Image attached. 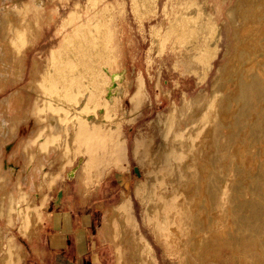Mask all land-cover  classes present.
Listing matches in <instances>:
<instances>
[{
  "label": "rangeland",
  "instance_id": "1",
  "mask_svg": "<svg viewBox=\"0 0 264 264\" xmlns=\"http://www.w3.org/2000/svg\"><path fill=\"white\" fill-rule=\"evenodd\" d=\"M136 1L0 0V27L1 14L13 15L18 19L26 10L28 14L25 18L37 23L40 31L34 45L30 47L24 44L22 52L19 42H5L0 38V110L5 113L10 135L18 128H24L18 136L5 137L0 117V235L9 232L11 238L6 241V259L4 263L0 261V264H20V259L28 253L21 244L31 241L32 233L38 231L37 228L46 218L47 211L55 206L54 200L59 191L73 196L77 203L80 201L92 207L93 217L89 233L91 245L99 250V264H264V205L256 212L251 205L257 192L258 198L264 203V176L256 177L259 173L264 174V150L260 148L257 152V148L251 146L249 157H252L251 166L255 168L248 173L244 168L248 166L246 161H242L243 168L236 166V146L245 139L244 132H237V125L225 126L217 131L214 138L207 137L212 140L209 153L218 156L210 172L214 182L212 191L217 194L215 203L217 201L218 205L213 212L215 219L218 217L216 227L209 224L207 213H211L203 209L208 204L200 203L195 184V180H198L196 166L202 163L199 157V153L203 152L200 143L202 125L201 121L193 122V114L189 108L194 101L200 104L203 99H206V104L196 112L206 106L214 110L221 104L217 98L212 99V85L221 75L220 68L229 59L225 50L228 43L235 42L233 34L227 37L226 29H223L221 41L214 42L217 26L211 25L210 31L206 34L198 33L192 43L180 42L173 37L166 40V27L170 16L177 18L176 14L170 13L174 12L177 5L189 2L196 6L191 19L199 18V10L203 5L200 0H140L142 3L139 7L137 5L140 4H136ZM236 2L237 0H227L221 5L230 9ZM87 5H90V9H95L96 5L100 8L107 5L109 8L111 18L108 48L114 52L116 59L109 68L123 71L125 75L117 105L109 109L107 116L114 132V144L111 147L105 144L102 135L91 136L89 140L82 137L81 143L71 141L74 122L69 114L73 110L68 113L60 110L69 108L60 101L52 105V110L58 113L56 120L59 126L55 131L54 124L46 118L48 106H41L45 96L44 89L38 86L39 77L33 79L32 76V71L38 66L45 68L50 51L60 47L65 34H70L81 23L78 18L80 12L77 11H82L84 22L93 15V10L85 11ZM224 12L223 9V15ZM29 14L35 17L29 18ZM200 18L204 17L201 15ZM69 19L73 22L67 25ZM63 24H66L65 27ZM191 58L195 66H191ZM219 92L218 89L216 93L219 95ZM7 97L13 98L11 105L5 103L4 99ZM75 118L79 121L78 116ZM23 119H26L25 123ZM166 121L171 122L169 127ZM38 122L40 123L37 126ZM208 124L210 119H205L203 126ZM31 130L37 132L32 135ZM190 131L192 132L188 134ZM174 132L176 135L172 134ZM178 145L180 148H177ZM183 150L185 158L182 160ZM110 155H114L116 160H109ZM192 156L196 159H191ZM88 157L92 158L91 163L86 166V161L80 166V160ZM182 164L185 166L182 167ZM135 166L138 167L140 175L134 171ZM74 168H78L75 176L69 177L68 174ZM26 170L29 176L25 183L21 179H24ZM249 175L251 178L245 177ZM52 178L53 183L50 185L47 182ZM241 180L245 185H240ZM188 189H193L192 194ZM189 194L193 196L190 197ZM123 197L127 201L107 210L103 218L106 207L118 203ZM196 201L200 204L197 205ZM240 201L248 206L240 207ZM223 202L225 207L222 206ZM17 203H26L19 210L21 216L18 220L15 217ZM170 203L172 206L168 208ZM192 208L195 209L194 214ZM185 209L187 212H184ZM190 211L192 212L189 213ZM17 231L21 233L20 245L17 244ZM196 232L202 238L197 237ZM251 234L257 236L258 243L239 241L240 237Z\"/></svg>",
  "mask_w": 264,
  "mask_h": 264
},
{
  "label": "bare ground",
  "instance_id": "2",
  "mask_svg": "<svg viewBox=\"0 0 264 264\" xmlns=\"http://www.w3.org/2000/svg\"><path fill=\"white\" fill-rule=\"evenodd\" d=\"M226 1L227 0H222L221 2H217L215 0H200V2L203 4V5H201V9L199 10L201 12L199 13V18H194V19H191V17L194 16L192 13L195 11V8H194V7H196L195 5H190L191 3H189V2H185L182 5H177L174 12L170 13L172 15L176 14L177 18L174 19V18H172V16H170V21L168 22V20H167V22H168L167 27H166L167 33H166V37H165L166 40H169V38L171 39L173 37L175 40L189 44V43H192L195 41V36H197L198 33L199 34H201V33L206 34L208 31H210V29H212L211 25H216L217 28L215 30L214 42L218 43L219 41H221V38L223 36V29H226L227 37H230V35L233 34V38L235 40L234 43H228L227 44L225 54L228 55L229 59L226 61L224 66H222L220 68V74L221 75H220V77H217L215 79V81L212 85L213 86L212 99L217 98V100L221 104H219L218 107L214 108V110L211 107L206 106V107L202 108L201 111L196 112L198 108L203 107L206 104V99H203L200 104L198 102L195 103V101H194V104H191L190 108H189L191 111L190 113L193 114V119H194L193 122L201 121V125H202L201 142L199 141L202 144L201 148L203 149V150L201 149L203 152H201V150H200L201 153H199V157L201 158L202 163L198 164L196 166L197 167L196 170L198 171V180H195L196 181L195 184H196V188H198V191H199L198 195H200L199 196L200 197V203L208 204L207 206H204L205 208H203V209L207 210L211 213V214H209L206 212L209 215L208 216L209 220L206 217V215L203 214V216H204V218L206 217L205 219L208 220L209 224L213 227L217 226V225L215 226V222H216V219L218 217L215 219L216 216L214 217L215 214L213 212L216 208V205H218V204H216L217 201L215 203V200L217 199V198L215 199V197L217 194L214 193V191H212V188H213L212 185L214 184V182H213V177L211 176L212 174H210V172H211V168L214 167L216 161L218 160V158H217L218 156L212 155L211 153H209V146L212 143V140H210L207 137L212 136L214 138V135L217 133V131H219L220 129H223L225 126L237 125L238 126L237 132H244L245 133V135H244L245 139H242V142H239L236 146V153H235V155L237 157L236 158V161H237L236 166H238L241 169L244 167V165L242 163L244 161H246L248 163L247 164L248 166H246L244 168L247 170L248 173H250L255 168V167L253 168L251 166L252 165V157H249V153H250L249 149L254 146L255 149L257 148V152H258V149H260V148H262L264 150V0H237L235 5L232 6L230 9H227L228 7L225 8L224 7L225 5H221V3H225ZM136 2H137L136 4L142 3V1H140V0H137ZM39 6L43 7V5H39ZM87 6H88V8L85 9V11L87 10V12H90L91 10H93L94 11L93 15L90 18H88V20L86 22H84L82 11L81 10L77 11L78 13L80 12L78 14V18H79V21H81V23L78 26H75L72 29V32L70 34H65L64 39H63L64 41L60 45V47L58 49H52L50 51V55L47 58V61L45 64V68H41L38 66L36 70L32 71V76H33V79L39 77V80L37 81L38 86L41 87L42 89H44L43 91H44V96H45V98L42 99L43 101L41 103V106H44L43 108H46L48 106V108H46L48 110V112L46 113V118L51 123L54 124L55 131H56L57 127L59 126V124L56 120V116L58 115V113L56 110H52V105L53 104L56 105L57 104L56 101H60L64 105H67L69 107V108H60V110H62V111L66 110L67 111L66 113H68L69 110L70 111L73 110L72 113L74 115L72 113L69 114V116H72V119L74 122V124H73L74 133H72L70 135L71 141H74V142L76 141V142L81 143L80 138H82V137H86L89 140V137H91V136L93 137V136H101L102 135V138L103 137L105 138V142H106L105 144H107L109 147H111L114 144L113 143L114 132H113V125L111 124V122H109L107 120V116H108L109 109L113 108L114 105L119 100V95L122 93V88H123L124 83H125V81H124L125 75H124L123 71L115 70V69L113 70V68L112 69L109 68L110 64H112V62L115 59L114 52L108 48V44H109L108 41H109V34H110V31H109L110 30L109 29L110 28L109 27L110 22H109V20L111 18V16H109V13H108L109 8L106 7L107 5L104 6L105 8H100L99 5H96V8L94 7L95 9H90L89 8L90 5H87ZM137 6L139 7V6H141V4L137 5ZM79 8L81 9V6H79ZM174 8H175V6H174ZM223 9L225 11L224 15H223ZM225 9H227V10H225ZM164 10H166V9H164ZM167 13H166V15H167ZM26 14H28V12L25 10L23 12L22 16L18 17V19L14 18L13 15H8V14L2 15L1 14V16H2V24L0 27V38H1V40L5 41V42H10V41L19 42L21 44V52H22V46L24 44H26L30 47L32 45H34V43L36 42V36L38 35V32H40L39 27L37 26V23L32 22V20L25 18ZM190 14H192V16H189ZM111 15H112V13H111ZM201 15L204 17L203 19L200 18ZM31 17H35V16L32 14L31 15L29 14V18H31ZM167 17H169V16H167ZM71 22H73L72 19H69L66 24L68 25ZM227 22H228V25H227ZM66 24H63V26ZM74 24L75 23H72V25H74ZM234 46H235V50H234ZM16 48H19V47H16ZM190 62L192 63L191 66H195L194 65L195 62H194L193 58H191ZM33 83L36 84V82H33ZM129 85H130V83H129ZM218 89L220 91L219 95L216 93V91ZM4 101L6 104L11 105V103L13 102V98L7 97L4 99ZM22 102L23 101H21V104H22ZM5 106L8 107V105H5ZM93 108H94V110H93ZM92 111H94V113ZM194 111H195V113H194ZM165 115H163V116H165ZM77 116H78L79 121L77 120V118H75ZM0 117L2 119V126L4 129L3 134H4V136L7 137V135L9 134V126H8V122H7V119H6V116H5V113L3 110H0ZM171 117L172 116H170V118ZM31 118H34V117L31 115ZM205 119H210V124L206 125V127H204L205 125L203 126V122H205ZM25 120L26 119H23V123H25ZM169 120L171 121V119H169ZM168 121H166L165 123H169ZM39 123L40 122L37 123V126L39 125ZM165 123H164V125H165ZM170 123H169V125L167 124L168 127L171 125ZM172 124L175 126L174 123H172ZM173 125L171 127H173L175 129V127ZM167 126H165V127H167ZM188 127H190V126H187L186 128H188ZM169 129H172V128H169ZM181 130H180V132H181ZM166 131L167 130H165V132H164L165 134H166ZM175 132H176V130H175ZM175 132L172 134L176 135ZM191 132L192 131H190L188 134H190ZM58 133H59V131H58ZM181 133H183V132H181ZM168 134H170V133H168ZM179 135H177V136L179 137ZM194 135H196V134H194ZM162 136H163V134L161 135V137ZM193 137H195V136H193ZM169 139H170V137H169ZM171 139H173V138L171 137ZM184 139H186V138H184ZM164 141H167V140H164ZM172 141H174V140H172ZM167 142H169V141H167ZM175 142H171V143H175ZM189 142L191 145V141H189ZM162 143L163 142H161V145H163ZM74 145H75V143H74ZM165 146L167 147V145H165ZM165 146H163L164 149H165ZM173 146H172V148L177 147V146H175V147H173ZM84 147H85V145H84ZM160 147H159V149H160ZM187 147H188V145H187ZM177 148H180L179 145ZM177 150L175 151V153L177 152ZM116 151H117V148H116ZM118 151L120 152V150H118ZM182 152H184V150ZM151 154H153V153H151ZM157 154L158 153H156V155ZM170 155H172V154H170ZM117 157H118V155H117ZM155 157H157V156H155ZM153 158H154V156H153ZM183 158H185V152H184V157H182V160H183ZM114 159L116 160L115 156L110 155L109 160L114 161ZM191 159H196V158H194L192 156ZM197 160H198V158H197ZM80 161H81L80 166L82 165L83 162L85 164L86 161L88 162L86 166H88L89 163H91L92 158L88 157V159L87 158H86V160L81 159ZM156 161H158V160H156ZM195 161H193V162H195ZM164 162H165V160H164ZM169 164H170V162H169ZM156 165H157V162H156ZM193 165H194V163H193ZM80 166H78V167H80ZM160 166H161V163H160ZM176 166L178 167V165H176ZM184 166L185 165H183L182 167H184ZM157 167H158V165L156 166V168ZM193 167L196 168L195 165ZM180 168H181V166H180ZM213 169H216V168H213ZM77 170H78V168L72 169L70 171V173L68 174L69 177L75 176ZM194 171H195V169H194ZM189 173H192V172H189ZM219 173H220V171H219ZM167 175H168V173H167ZM183 175H185V174H183ZM160 176H162V175H160ZM178 176H180V175H178ZM263 176H264L263 173H261V174L259 173L256 175L257 178L263 177ZM157 177H158V175H157ZM189 177H188V179H189ZM195 177H196V175H195ZM245 177L251 178L250 175L245 176ZM193 178H192V180H193ZM157 181H158V178H157ZM168 181H170V180H168ZM173 182H175V181L173 180ZM177 182H179V181H177ZM184 184L182 183V185H184ZM182 185H181V187H182ZM240 185L243 186L245 184L242 181L240 183ZM190 186H192V185H190ZM157 187L159 188L158 185H157ZM193 187H195V186L193 185ZM174 188H176V187H174ZM208 188H210V189H208ZM180 189H183V188H180ZM190 189H191V187H190ZM192 190L191 191L189 190L188 192H191V194H192ZM185 191L186 190H182V192L186 193L187 191L186 192ZM217 192H218V190H217ZM191 194H189L188 196H190ZM226 195H228V194H226ZM258 195H259V192H257L255 201H253L251 203L254 212L258 211V209H259V207H261V205H262V207L264 205V203H262L261 199L258 198ZM168 196H170V195H168ZM191 196H193V195H191ZM125 197H123L122 200L127 201L126 200L127 197L126 198ZM179 198H182V196ZM186 198H188V197H186ZM226 199L227 198L225 197L224 201H226ZM181 200L182 199H180V202H181ZM187 200H189V199H187ZM190 200L192 201V198ZM194 202H193V204H194ZM191 203H190V205H191ZM198 203L199 202H197V205L200 204V203L199 204ZM224 204L225 203L223 202L222 206H224ZM170 205H171V203L168 204V208H170ZM238 205L240 207L248 206L247 203L242 202V201H240L238 203ZM21 206H22V203H17V205L15 204V209L17 210V214L15 217L17 218V220L20 219V216H21V213L19 211ZM173 207H175V206L173 205ZM157 208L158 207L156 206V210H157ZM193 208H195L194 205H193ZM193 208H192V211L194 214L195 209L193 210ZM197 208H199V207H197ZM218 208H220V207H218ZM189 209H191V207ZM230 210H231V207H230ZM185 211H186V209L184 210V212ZM192 211H190L189 213H191ZM217 212L220 213L219 211H217ZM203 213H205V211ZM216 215L218 216V214H216ZM171 218H172V216H171ZM183 218H184V216H183ZM186 218L189 221V219L191 217L189 215V219H188V216H186ZM204 218L202 217L201 219L204 220ZM201 219L199 221H201ZM181 220H182V218L179 221H181ZM178 223L180 225V222H178ZM216 223L218 224V222H216ZM244 225H245V223H244ZM204 226L206 228V225H204ZM191 227H192V225H191ZM194 227H195V225H194ZM199 227H200V225H199ZM184 228H181V229H184ZM210 229L207 228V230H210ZM185 230L188 231L189 229H185ZM200 230H199V232H200ZM205 230H203V231H205ZM192 231L194 233L193 229H192ZM197 233L198 232H196L195 234L197 235ZM190 234H192V233H190ZM182 235H184V234H182ZM9 236H10L9 232H5L3 235H0V261H1V263H4V261L6 259V255L8 253L7 252L8 244L6 241L11 239V238H9ZM199 236L202 238L201 235H199ZM199 236L197 235V237H199ZM224 237H226V236H224ZM197 239H199V238H197ZM204 239H205V237H204ZM203 241H205V240H203ZM203 241H202V243H204ZM229 241H231V240H229ZM239 241L242 243H247V242H252V241L258 243V238H257V236L251 234L250 236L240 237ZM231 243H233V242H231ZM196 246H195V248H196ZM232 255L236 256V254H232ZM135 258H137V257H135Z\"/></svg>",
  "mask_w": 264,
  "mask_h": 264
},
{
  "label": "crops",
  "instance_id": "3",
  "mask_svg": "<svg viewBox=\"0 0 264 264\" xmlns=\"http://www.w3.org/2000/svg\"><path fill=\"white\" fill-rule=\"evenodd\" d=\"M23 131L24 128L23 130L18 128L15 133L8 134L7 137L18 136V133ZM36 132V130L30 131L32 135ZM27 176H29L28 170L24 172V179H21L25 183ZM53 179H49L47 183L51 185ZM122 199L120 198L116 204L108 205L103 218L107 210L116 208L124 201ZM24 206L26 205L22 203L21 207ZM91 210V206L80 201L77 203L73 196L63 191L61 203L47 211L46 218L37 228L38 231L32 233L31 241L27 240L21 244V233L16 232L19 239L17 244L23 245L28 252L20 259V264H99V250L91 245L89 233L93 217Z\"/></svg>",
  "mask_w": 264,
  "mask_h": 264
},
{
  "label": "water",
  "instance_id": "4",
  "mask_svg": "<svg viewBox=\"0 0 264 264\" xmlns=\"http://www.w3.org/2000/svg\"><path fill=\"white\" fill-rule=\"evenodd\" d=\"M134 171L137 173V175H140L138 167H134ZM63 198V191H59L57 193L56 199L54 200L55 205H59Z\"/></svg>",
  "mask_w": 264,
  "mask_h": 264
}]
</instances>
